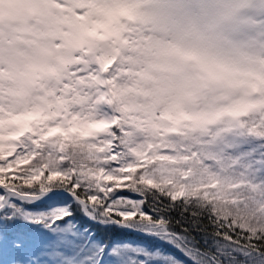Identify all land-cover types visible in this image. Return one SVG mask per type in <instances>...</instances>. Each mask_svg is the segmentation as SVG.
Wrapping results in <instances>:
<instances>
[{
    "label": "clouds",
    "instance_id": "1",
    "mask_svg": "<svg viewBox=\"0 0 264 264\" xmlns=\"http://www.w3.org/2000/svg\"><path fill=\"white\" fill-rule=\"evenodd\" d=\"M250 141L264 0H0V160L24 149L91 190L124 178L225 240H260L264 178L237 152Z\"/></svg>",
    "mask_w": 264,
    "mask_h": 264
},
{
    "label": "trees",
    "instance_id": "2",
    "mask_svg": "<svg viewBox=\"0 0 264 264\" xmlns=\"http://www.w3.org/2000/svg\"><path fill=\"white\" fill-rule=\"evenodd\" d=\"M59 198L69 196L64 206V211L71 207L73 215L70 220L76 228L80 238V245H85L88 233H93V238L105 249L109 244L131 242L142 245L143 250L153 257L155 249L158 253L172 257L170 264H264V241L248 240L235 233H228L229 240L224 239V232L215 234L214 227L203 221L201 223L186 222L189 213L177 206L168 207V201L163 197L154 199L152 196L138 194L131 189L118 190L112 195L111 200L103 208L87 210L81 209L72 194L63 189ZM0 192L4 193L3 189ZM139 197L140 205L129 204L130 199ZM9 205H15V209L9 206L0 211V217L13 215L12 219H0V258L4 256L8 241L17 237L21 240H29L32 235L47 232V227L40 222V218L27 217L24 214L27 208L45 207L46 203L30 204L27 201L14 199ZM113 205L120 215L105 214V209ZM132 205V206H131ZM123 214H134L133 220L123 219ZM48 216L49 213L45 212ZM141 215L156 222L164 219L169 222L165 229L159 228L155 223L149 224L141 221ZM63 223L65 220H59ZM150 226L158 227V232L150 229ZM167 234V235H165ZM172 239V242L166 238ZM154 254V255H153ZM148 258V255L143 254ZM136 259V256H134ZM161 262V261H160ZM165 264V263H163Z\"/></svg>",
    "mask_w": 264,
    "mask_h": 264
},
{
    "label": "rangeland",
    "instance_id": "3",
    "mask_svg": "<svg viewBox=\"0 0 264 264\" xmlns=\"http://www.w3.org/2000/svg\"><path fill=\"white\" fill-rule=\"evenodd\" d=\"M237 152L243 154L246 161L251 162L257 175L264 178V141H250L239 145ZM61 194H65L60 192ZM0 195H5L0 192ZM39 198L23 200L30 204L45 202L46 206L41 208H27L24 214L27 217L49 218L59 216L64 212V206L69 196L51 198L52 192L38 194ZM14 199L21 200L15 196L10 197L5 203L6 206ZM132 205H140L139 197L128 201ZM131 205V206H132ZM5 206V207H6ZM84 210L89 214L86 206ZM45 212L49 213L48 216ZM45 226V225H44ZM150 229L159 231L158 227L150 226ZM73 222L66 219L63 223L57 221L56 226L47 232L35 234L29 240H21L17 237L8 241L4 256L0 258V264H170L168 256L158 253V248L149 255L143 250L140 244L123 242L109 244L104 248L93 238V233H88L85 245H80V238L77 235ZM167 235V234H165ZM169 242L171 238L165 236ZM143 254L148 255V258ZM136 256V259L134 258ZM170 257L169 261H172ZM161 261V262H160Z\"/></svg>",
    "mask_w": 264,
    "mask_h": 264
},
{
    "label": "snow or ice",
    "instance_id": "4",
    "mask_svg": "<svg viewBox=\"0 0 264 264\" xmlns=\"http://www.w3.org/2000/svg\"><path fill=\"white\" fill-rule=\"evenodd\" d=\"M27 152L24 149H17V151L5 159L0 160V189L4 190L5 195H0V211L6 206V201L15 196L23 200H35L39 198L38 194L52 192L51 198H57L61 195L57 189H63L73 195L74 200L81 205V209L88 207L89 209L103 208L108 201L111 200L112 195L118 190L129 189V181L121 178L118 184H109L107 187L101 185L95 190L84 187L76 178L75 171L71 174H64L60 170L52 171L50 168L34 169L30 167L28 162H25ZM113 167L119 168V158L117 151H113ZM62 160L63 157L61 156ZM43 181H47L46 184ZM15 209V205H7ZM105 214L120 215L119 211L113 205H109L105 209ZM73 215L71 207L56 217L40 218V222L44 224L49 231L56 226L57 221L66 220ZM13 215L0 217V219H12ZM123 219L133 218L131 214H123ZM135 218V216H134ZM214 217L208 221L210 225L215 227ZM226 232V228H221ZM232 233V232H228ZM260 240L264 241V238Z\"/></svg>",
    "mask_w": 264,
    "mask_h": 264
}]
</instances>
